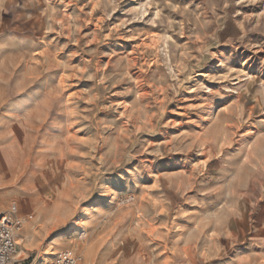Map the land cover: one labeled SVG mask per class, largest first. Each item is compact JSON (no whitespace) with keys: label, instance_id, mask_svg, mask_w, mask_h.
<instances>
[{"label":"rangeland","instance_id":"1","mask_svg":"<svg viewBox=\"0 0 264 264\" xmlns=\"http://www.w3.org/2000/svg\"><path fill=\"white\" fill-rule=\"evenodd\" d=\"M11 264H264V0H0Z\"/></svg>","mask_w":264,"mask_h":264},{"label":"built area","instance_id":"2","mask_svg":"<svg viewBox=\"0 0 264 264\" xmlns=\"http://www.w3.org/2000/svg\"><path fill=\"white\" fill-rule=\"evenodd\" d=\"M23 226L24 220L18 213L16 203H13L8 211L0 214V264H11L13 261ZM45 264H85V261L80 255L61 251Z\"/></svg>","mask_w":264,"mask_h":264},{"label":"bare ground","instance_id":"3","mask_svg":"<svg viewBox=\"0 0 264 264\" xmlns=\"http://www.w3.org/2000/svg\"><path fill=\"white\" fill-rule=\"evenodd\" d=\"M13 260H14V258H13Z\"/></svg>","mask_w":264,"mask_h":264}]
</instances>
